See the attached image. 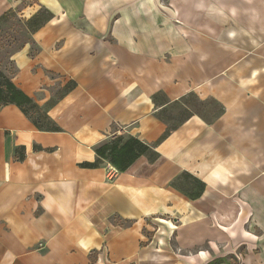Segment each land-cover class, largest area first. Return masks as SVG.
Instances as JSON below:
<instances>
[{"label": "crops", "instance_id": "1", "mask_svg": "<svg viewBox=\"0 0 264 264\" xmlns=\"http://www.w3.org/2000/svg\"><path fill=\"white\" fill-rule=\"evenodd\" d=\"M41 4L53 19L33 35L35 55H14L13 82L58 130L0 111V264H201L174 251L214 246L264 264V0ZM10 9L0 0V17ZM192 96L224 112L208 122ZM175 104L190 113L165 137ZM130 137L157 158L82 166ZM184 173L205 184L198 199L173 186Z\"/></svg>", "mask_w": 264, "mask_h": 264}, {"label": "trees", "instance_id": "2", "mask_svg": "<svg viewBox=\"0 0 264 264\" xmlns=\"http://www.w3.org/2000/svg\"><path fill=\"white\" fill-rule=\"evenodd\" d=\"M39 12L33 15L28 21L30 29V39L23 42L22 45L15 47L18 44V39L13 40L9 43H4L0 41V111L8 106H17L28 119H30L34 125L40 130H52L57 131L58 128H54L53 125L47 120L46 112L40 108L34 99L27 96L14 82L13 79L16 76L18 69L16 68L14 72L11 71V66L15 64L12 60L13 56L22 50L27 44H36L33 40V35L44 27L48 22L53 19V15L45 21L39 22ZM14 11L11 10L0 17V24L9 19L13 18ZM10 18V19H11ZM7 48H12L13 52L7 50ZM9 55V61L3 62L4 58ZM34 54H32L33 56ZM76 87L75 82H70L64 89L63 94L72 91ZM184 101V100H183ZM213 101V100H211ZM186 103V100H185ZM206 103V102H201ZM217 103V102H216ZM218 104V103H217ZM219 105V104H218ZM39 111L41 114L36 118V112ZM193 111V109H192ZM224 112V109L219 105V110L214 116H207L206 113L204 117L206 121L211 122ZM47 121V124L44 123ZM182 123V122H181ZM181 123L174 124L170 127L165 137L170 134V132L176 129ZM96 153L98 155V160L93 164H82L83 167H98L102 160H107L109 163L114 165L119 171H125L138 157L141 155H149L151 160L157 158V154L152 150L149 145L142 143L140 140L130 137L127 141L122 143L121 139L104 143L97 147ZM25 148L20 147L15 151V159L18 161L24 160ZM173 186L178 189L185 197L195 200L201 197L205 190V184L198 180L197 178L191 176L190 174L184 173L174 182Z\"/></svg>", "mask_w": 264, "mask_h": 264}, {"label": "rangeland", "instance_id": "3", "mask_svg": "<svg viewBox=\"0 0 264 264\" xmlns=\"http://www.w3.org/2000/svg\"><path fill=\"white\" fill-rule=\"evenodd\" d=\"M15 3V9H10L6 13L10 12L11 10L14 11V16L13 18L9 17L8 20L2 22L0 24V41L4 43H9L12 42L15 39H18V44L15 45V47H18L23 44L27 39H30V29H29V24H27V21L30 19L28 18V13L30 14V9L33 8L38 10L37 12L40 11L39 13V22H45L47 21L50 17V11L49 9L41 4V0H13ZM26 10L25 13H23V10ZM36 12V13H37ZM26 15V16H25ZM53 15V14H52ZM11 18V19H10ZM34 40V39H33ZM26 46L31 47L32 54H36L38 52V47L36 44H27ZM24 47V48H25ZM23 48V49H24ZM10 52H13L12 48H7ZM21 51V50H20ZM2 53V51H0ZM18 53V52H17ZM14 57V56H13ZM13 60V58H12ZM9 61V55L4 58V63ZM17 68L16 63L11 66V71L14 72L15 69ZM18 69V68H17ZM53 91V96L54 99H58L61 95H63V89H60L59 86H57ZM166 100L161 99V103H164ZM186 103L191 106L193 111L199 112V113H206L207 116H214L218 110H219V105L215 101H208L206 103H201L197 98L195 97H190L189 99H186ZM190 112L185 111L183 106L181 104H175L167 109H165L164 113L161 114V118L170 122V124H174V122H179L185 117L189 115ZM41 113L39 111L36 112V118ZM44 123L47 124V121L44 120ZM166 223V222H164ZM168 224L170 228V232L172 233V236H174L177 226L173 223H166ZM250 231L252 229L248 228ZM159 231L162 232V234L165 233V230L159 229ZM214 250L213 252L206 253L204 249H199L194 250L193 252H184L180 251L179 249L174 251V254L178 258H184L187 256H197L202 260L201 264H243V260L246 258V256L249 254L248 249L244 246L239 247L237 250L229 253H225L222 251H219V246L218 247H213ZM165 262L170 261L169 259H164ZM167 264V263H166ZM176 264H184L181 260V262H176ZM200 264V263H199Z\"/></svg>", "mask_w": 264, "mask_h": 264}]
</instances>
